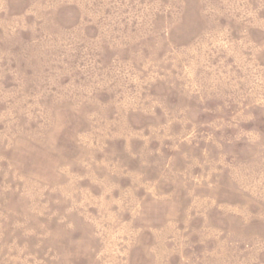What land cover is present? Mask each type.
I'll use <instances>...</instances> for the list:
<instances>
[{
    "label": "rangeland",
    "instance_id": "rangeland-1",
    "mask_svg": "<svg viewBox=\"0 0 264 264\" xmlns=\"http://www.w3.org/2000/svg\"><path fill=\"white\" fill-rule=\"evenodd\" d=\"M0 264H264V0H0Z\"/></svg>",
    "mask_w": 264,
    "mask_h": 264
}]
</instances>
